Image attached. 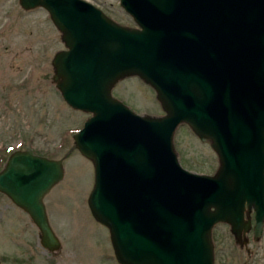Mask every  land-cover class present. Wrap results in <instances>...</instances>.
<instances>
[{"label":"water","instance_id":"water-1","mask_svg":"<svg viewBox=\"0 0 264 264\" xmlns=\"http://www.w3.org/2000/svg\"><path fill=\"white\" fill-rule=\"evenodd\" d=\"M42 7L60 32L52 80L62 99L89 112L72 133L92 163L86 197L106 227L119 264H214L211 230L225 222L235 241L264 222V0H118L134 25L88 0H17ZM137 75L163 114H139L111 94ZM185 123L217 156L212 173L178 161L172 134ZM62 158L13 149L0 191L38 229L60 241L44 194L63 176ZM244 210H252L253 221Z\"/></svg>","mask_w":264,"mask_h":264},{"label":"rangeland","instance_id":"rangeland-1","mask_svg":"<svg viewBox=\"0 0 264 264\" xmlns=\"http://www.w3.org/2000/svg\"><path fill=\"white\" fill-rule=\"evenodd\" d=\"M88 1L114 20L134 25L118 0ZM63 47L44 8L23 9L17 0H0V165L18 148L62 158L64 169L62 178L43 196L59 249L51 252L41 246L27 213L0 195V264H119L106 227L92 217L86 204L92 163L72 147V133L90 113L71 108L52 80L50 59ZM111 94L136 113L164 112L153 88L137 75L118 79ZM172 144L184 168L203 173L216 168L214 150L187 124L175 127ZM246 215L252 222V210ZM212 239L217 264H264V222L257 239L249 230L240 241L234 240L227 223L218 222Z\"/></svg>","mask_w":264,"mask_h":264},{"label":"flooded vegetation","instance_id":"flooded-vegetation-1","mask_svg":"<svg viewBox=\"0 0 264 264\" xmlns=\"http://www.w3.org/2000/svg\"><path fill=\"white\" fill-rule=\"evenodd\" d=\"M1 166H2V165H0V168H1ZM0 195H3L4 198H8V200H9L12 204H14V203L10 200V198H9L6 194H4L3 192L0 191ZM6 204H7V203H5V205L3 206L2 210L5 208V206L8 205V204H7V205H6ZM14 205L17 206L16 204H14ZM17 207H19V206H17ZM19 208H20V207H19ZM20 209H21L22 211H24L22 208H20ZM248 213H249V211L244 210V214H248ZM250 213H251V212H250ZM214 248H215V244H214V242H213V251H214V255H216V254H215V249H214ZM217 256H218V254H217ZM215 257H216V256H215ZM215 257H213V259H214V264H217V260L215 259Z\"/></svg>","mask_w":264,"mask_h":264}]
</instances>
